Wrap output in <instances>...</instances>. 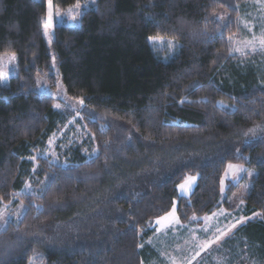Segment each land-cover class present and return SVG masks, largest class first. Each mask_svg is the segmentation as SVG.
I'll return each instance as SVG.
<instances>
[{"label": "trees", "instance_id": "trees-1", "mask_svg": "<svg viewBox=\"0 0 264 264\" xmlns=\"http://www.w3.org/2000/svg\"><path fill=\"white\" fill-rule=\"evenodd\" d=\"M75 1L53 3L66 8ZM235 1L97 0L79 25H55L49 47L45 0H0V56H16L15 73L0 82V201L25 188L27 158L67 119L54 104L64 101L46 93L42 79L83 100L78 112L99 149L86 159L78 146L70 162L42 164L41 197L21 194L30 203L23 222L0 232V264H28L36 248L46 264H140L152 219L174 205L187 222L231 207L238 185H221L230 161L256 171L245 211L264 219V136L249 138L264 121L263 58L245 64L231 54ZM150 36L178 42L175 55L158 57ZM191 175L192 192L180 194ZM118 178L131 180L115 186ZM53 218L67 223L46 230ZM249 222L241 242L264 258V221ZM91 225L98 241L84 237Z\"/></svg>", "mask_w": 264, "mask_h": 264}, {"label": "rangeland", "instance_id": "rangeland-1", "mask_svg": "<svg viewBox=\"0 0 264 264\" xmlns=\"http://www.w3.org/2000/svg\"><path fill=\"white\" fill-rule=\"evenodd\" d=\"M97 0H76L66 8H58L51 0V22H49L50 0H45L46 22L43 26V36L46 44L51 47L55 25L68 24L77 26L80 24L82 14L95 5ZM242 1V0H241ZM79 3L80 7H75ZM235 4V3H234ZM231 7L233 3H230ZM235 17L237 20L236 32L231 38V54L236 55L235 59L247 64L251 59L261 60L264 66V0H247L238 5ZM71 9V12L69 11ZM221 19L228 18L226 11H218ZM263 26V27H262ZM148 39L155 54L161 59H169L175 55L178 42L171 38L150 36ZM149 37V38H150ZM13 52H4L0 56V82L6 85L11 75L15 73L16 56L11 59ZM243 63V62H242ZM262 67V66H261ZM52 71L56 73L57 65L55 56L52 54ZM264 78V71H263ZM264 81V79L262 80ZM46 84L45 92L55 95L64 103L56 101L62 110L66 111L67 119L63 121L58 130L49 138L47 143L39 148L27 159L31 163L30 172L25 181V188L17 192V195L9 197L7 200L0 201V232L4 231L9 225L23 222L27 208L30 205L22 200L21 194L36 195L41 197V191L45 186L46 177L42 176V164H66L70 162L73 150L79 146L82 155L87 159L97 157L99 149L90 129L82 120L80 112L81 103L70 100L64 95L61 88L53 91L47 86L46 78L40 81V85ZM38 91V89L36 88ZM91 130V131H90ZM251 131L256 133V137L251 135ZM249 131V138H259L264 136V121L260 125ZM226 148H235L236 143L224 144ZM40 158L48 161L40 162ZM180 164H175L173 168H180L186 164L185 159L179 160ZM229 165L235 167L230 168ZM157 166V167H156ZM153 166L152 170H157L158 165ZM150 168V167H149ZM241 169V170H237ZM164 168H158V175L164 179ZM168 171V170H167ZM39 173V174H38ZM167 173V172H165ZM38 174V175H37ZM256 175L254 169L248 168L244 164L228 162L221 177L222 191L228 183L234 182L238 185L236 191L230 197V206L220 207L211 214L203 217H194L191 221L179 219L176 206L151 221V232L140 242L141 262L140 264H264L258 252L248 243H242L241 234L247 223L250 221H264L260 212L249 214L245 211L246 196L251 188L252 178ZM154 174L145 176L143 179H152ZM194 178V179H193ZM115 186L131 180V178H118ZM196 184V176H188L187 179L178 186V191L182 195H189ZM113 186V187H115ZM116 199V197H115ZM33 201H36L35 199ZM39 205V204H38ZM174 211V214H173ZM201 218L200 223L196 221ZM159 221V223L157 222ZM29 224V222H27ZM67 223L66 220L55 218L44 223L45 229ZM43 224V223H42ZM30 225V224H29ZM76 224H72L74 226ZM102 229V228H101ZM142 229V230H141ZM143 228H139V234H143ZM99 229L95 225L85 231L84 237L96 239ZM90 243V242H88ZM99 243V242H98ZM90 245V244H88ZM99 247L100 245H93ZM28 264H46L44 251L36 248L31 255Z\"/></svg>", "mask_w": 264, "mask_h": 264}, {"label": "snow or ice", "instance_id": "snow-or-ice-1", "mask_svg": "<svg viewBox=\"0 0 264 264\" xmlns=\"http://www.w3.org/2000/svg\"><path fill=\"white\" fill-rule=\"evenodd\" d=\"M75 7H77V8L80 7L79 3H77ZM69 11L71 12V9ZM49 22H51V0H50V8H49ZM149 39H154V38L150 37ZM11 59H15V54H12ZM80 103L83 104V100H81ZM55 107L59 108L60 105L57 104V105H55ZM229 167L233 168L235 166L229 165ZM237 170H241V169H237ZM173 214H174V211H173ZM157 222L159 223V221H157Z\"/></svg>", "mask_w": 264, "mask_h": 264}, {"label": "bare ground", "instance_id": "bare-ground-1", "mask_svg": "<svg viewBox=\"0 0 264 264\" xmlns=\"http://www.w3.org/2000/svg\"><path fill=\"white\" fill-rule=\"evenodd\" d=\"M235 3L240 4V3H242V1L240 2V0H236Z\"/></svg>", "mask_w": 264, "mask_h": 264}, {"label": "crops", "instance_id": "crops-1", "mask_svg": "<svg viewBox=\"0 0 264 264\" xmlns=\"http://www.w3.org/2000/svg\"><path fill=\"white\" fill-rule=\"evenodd\" d=\"M263 27V26H262Z\"/></svg>", "mask_w": 264, "mask_h": 264}]
</instances>
